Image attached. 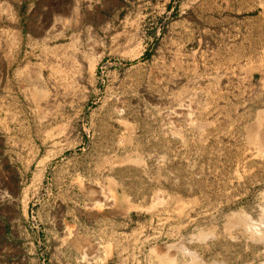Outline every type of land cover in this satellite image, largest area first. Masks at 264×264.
Returning a JSON list of instances; mask_svg holds the SVG:
<instances>
[{
	"label": "rangeland",
	"instance_id": "1",
	"mask_svg": "<svg viewBox=\"0 0 264 264\" xmlns=\"http://www.w3.org/2000/svg\"><path fill=\"white\" fill-rule=\"evenodd\" d=\"M261 110L264 0H0V264H264Z\"/></svg>",
	"mask_w": 264,
	"mask_h": 264
},
{
	"label": "bare ground",
	"instance_id": "2",
	"mask_svg": "<svg viewBox=\"0 0 264 264\" xmlns=\"http://www.w3.org/2000/svg\"><path fill=\"white\" fill-rule=\"evenodd\" d=\"M36 90V89H35ZM33 91V95H36V96H39V95H41V93L39 92V91ZM43 91V90H42ZM38 92V93H37ZM43 95V94H42ZM46 95V94H45ZM47 97V96H46ZM246 125V124H245ZM253 125V124H252ZM245 128V127H244ZM243 129V128H242ZM246 130V129H245ZM248 134H249V136H250V142H252L253 144L255 143V144H259L260 146H262V145H264V110H261L260 112H258V117H257V120H256V124H255V127H254V129L253 128H250V129H248V132H247ZM248 136V137H249ZM108 199L107 200H110V197L108 196L107 197ZM111 201H114V199L113 198H111ZM241 220V219H240ZM240 220H237V221H235V223L237 224V225H242L243 224V222L242 221H240ZM236 225V226H237ZM247 226V225H246ZM248 231V230H247ZM249 232H251V231H249ZM253 235H254V233H253ZM255 235H256V233H255ZM162 249H163V247H161ZM169 248H171V247H169ZM167 249V256H162V258H160L161 256H159V258L157 259V260H159L160 259V263L161 264H174V261L171 259V258H174V257H171L174 253H175V251L174 250H172V249ZM156 251V250H155ZM158 252V251H157ZM165 253V254H166ZM193 258V257H192ZM195 258H193L192 260H194ZM191 260V261H192ZM196 260V259H195ZM193 264H196V263H193ZM198 264H199V262H198Z\"/></svg>",
	"mask_w": 264,
	"mask_h": 264
}]
</instances>
